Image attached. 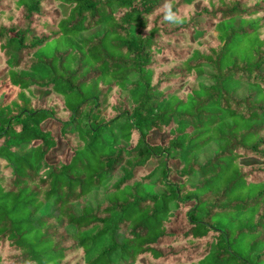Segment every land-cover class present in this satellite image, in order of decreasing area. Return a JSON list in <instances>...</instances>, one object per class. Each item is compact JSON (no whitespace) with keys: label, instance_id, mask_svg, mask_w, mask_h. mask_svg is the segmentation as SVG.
Returning <instances> with one entry per match:
<instances>
[{"label":"trees","instance_id":"obj_1","mask_svg":"<svg viewBox=\"0 0 264 264\" xmlns=\"http://www.w3.org/2000/svg\"><path fill=\"white\" fill-rule=\"evenodd\" d=\"M0 161V264H264V0H0Z\"/></svg>","mask_w":264,"mask_h":264},{"label":"rangeland","instance_id":"obj_2","mask_svg":"<svg viewBox=\"0 0 264 264\" xmlns=\"http://www.w3.org/2000/svg\"><path fill=\"white\" fill-rule=\"evenodd\" d=\"M93 32V30L89 31V32H86V33H83L84 35H88L89 33ZM210 149H206L205 152H204V156L206 155H209L210 154ZM0 166H1V169L3 170V172L7 175H10V170L8 169V167L6 166L5 162L3 161H0ZM192 182H195V179L191 180ZM190 181V182H191ZM156 190H159L158 188ZM88 200L91 202V203H94L96 201H100L102 199V192L101 191H94L92 192L91 194L88 195ZM176 226H174L172 229H175Z\"/></svg>","mask_w":264,"mask_h":264}]
</instances>
